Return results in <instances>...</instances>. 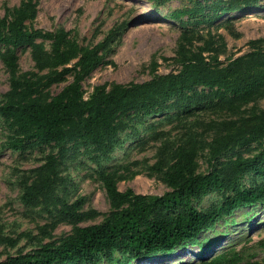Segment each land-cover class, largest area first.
<instances>
[{"label": "rangeland", "instance_id": "obj_1", "mask_svg": "<svg viewBox=\"0 0 264 264\" xmlns=\"http://www.w3.org/2000/svg\"><path fill=\"white\" fill-rule=\"evenodd\" d=\"M23 0H0V19L10 20ZM37 13L26 21L27 33L66 29L78 47L104 42L103 62L83 81L88 98L99 84L147 81L183 66L180 44L188 54L202 52L214 63L240 58L238 67L260 78L243 90L222 85H194L159 96L156 109L144 113L133 108L119 118V130L104 143L87 140L79 131L64 142L27 140L14 147L19 136L0 114V261L20 251H33L44 241L59 240L72 231L74 223L63 217V202L83 196L78 207L88 213L80 224L100 222L110 210L104 183L114 177L121 190L160 195L168 189L154 167H168L179 146L195 153L199 171L217 170L231 176L235 160L264 148V140L234 144L212 156L216 140L243 130L264 117V0H33ZM181 11H186L179 14ZM32 43L0 42V102L10 87V73L2 53H14L19 73L36 70L34 44L49 53L51 41L35 37ZM77 57L69 65L73 66ZM66 73L52 86L59 91L71 81ZM50 154L59 157L56 188L39 203L23 199V192L42 173ZM242 187L264 184V168H251L238 178ZM233 189L213 190L192 198L200 210L218 207ZM179 205L164 210L171 217ZM55 227L52 228L50 225ZM47 225L42 231L41 226ZM239 253L235 264H264V197L225 213L197 237L183 241L169 253L135 258L115 250L99 254L85 264H196L221 251ZM77 264V263H76Z\"/></svg>", "mask_w": 264, "mask_h": 264}, {"label": "trees", "instance_id": "obj_2", "mask_svg": "<svg viewBox=\"0 0 264 264\" xmlns=\"http://www.w3.org/2000/svg\"><path fill=\"white\" fill-rule=\"evenodd\" d=\"M186 11H181L183 14ZM37 13L33 0H23L15 9L12 19H0V42L19 44L41 37L51 41V50L46 53L39 44H34L32 56L36 70L19 73L17 56L2 53V61L10 73V87L0 102V114L15 126L19 136L10 141L14 147H24L27 140L43 143H64L78 131L90 141L104 143L119 130V118L133 108L151 113L156 108L159 96L194 85H222L232 90H243L260 78L258 72L247 73L238 67L240 58L227 63H214L202 52L188 54L184 44L179 51L183 66L175 72L161 74L147 81L115 82L110 87L99 84L90 97H84L83 81L104 60L98 42L87 47H78L66 29L27 33L26 21ZM77 57L74 65H69ZM73 72L71 81L59 91L51 86L66 73ZM264 140V117L249 124L243 130L230 132L216 140L211 147L212 156L220 155L234 144ZM59 157L50 154L43 164L41 175L27 183L23 199L39 203L56 188L58 183ZM154 167L161 173L168 189L160 195L137 193L132 188L121 190L114 177L107 175L104 183L111 208L100 222L82 225L88 213L78 207L84 197L74 202H63V217L74 223L71 232L59 240L44 241L33 251H20L8 255L0 264H85L96 262L99 254L119 251L129 257L147 258L159 253H169L183 241L197 237L212 226L225 213L250 205L264 197V184L242 187L238 178L251 168H264V148L253 155L238 158L232 164L234 173L223 176L217 170L199 171L195 165V153L179 146L174 161L163 167ZM233 189L234 194L216 208L200 210L191 205L192 198L203 196L213 190ZM183 209L173 216L164 215V210ZM52 228L55 226L50 225ZM47 225L41 226L44 231ZM242 259L239 253L221 251L212 258L196 264H235Z\"/></svg>", "mask_w": 264, "mask_h": 264}]
</instances>
